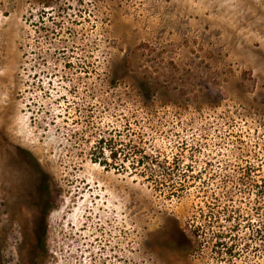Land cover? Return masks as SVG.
<instances>
[{"label": "rangeland", "instance_id": "374dc122", "mask_svg": "<svg viewBox=\"0 0 264 264\" xmlns=\"http://www.w3.org/2000/svg\"><path fill=\"white\" fill-rule=\"evenodd\" d=\"M35 258L264 264V0H0V264Z\"/></svg>", "mask_w": 264, "mask_h": 264}, {"label": "flooded vegetation", "instance_id": "af4514ba", "mask_svg": "<svg viewBox=\"0 0 264 264\" xmlns=\"http://www.w3.org/2000/svg\"><path fill=\"white\" fill-rule=\"evenodd\" d=\"M53 202V201H52ZM39 205V204H38ZM16 223V225H17V223H19V222H15ZM14 223V224H15ZM20 224V223H19ZM15 231H16V229H15V227H14V225H12V226H10V227H8L7 228V231H6V236H5V240L8 242V239H9V236L10 235H12V234H14L15 233ZM27 234H30V236L33 238V239H35V240H37L38 241V239H40V234H41V227H40V224L38 223V222H33L32 223V226H31V228H29V230H28V233H27V231L25 230V228H23V231H22V239H23V241L26 239V236H27ZM55 254H57V251H53ZM20 256V255H19ZM37 260V258H35V259H32L31 261H29V262H26L25 260L23 261V263H21V264H32L34 261H36ZM19 261H21V260H19ZM11 260L9 259L8 261H7V263L8 264H11Z\"/></svg>", "mask_w": 264, "mask_h": 264}, {"label": "trees", "instance_id": "16d2710c", "mask_svg": "<svg viewBox=\"0 0 264 264\" xmlns=\"http://www.w3.org/2000/svg\"><path fill=\"white\" fill-rule=\"evenodd\" d=\"M112 154H113V156L116 155L114 152ZM101 164H104V162H101ZM182 236H183V239H184V241H183V247H184L183 251H184V253H187L189 251V245L192 243V240H190L191 238L189 239V236L185 232H182Z\"/></svg>", "mask_w": 264, "mask_h": 264}]
</instances>
